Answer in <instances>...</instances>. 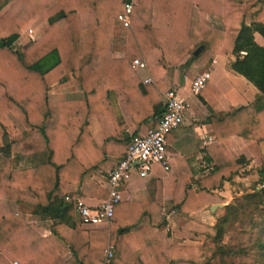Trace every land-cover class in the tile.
<instances>
[{
	"label": "trees",
	"instance_id": "1",
	"mask_svg": "<svg viewBox=\"0 0 264 264\" xmlns=\"http://www.w3.org/2000/svg\"><path fill=\"white\" fill-rule=\"evenodd\" d=\"M7 0H0V7ZM126 0H15L0 15V264H102L108 240L115 241L111 264H143L138 256L123 257L122 234L131 227L146 264H210L204 247L221 238L228 225L238 220L245 198L224 205L225 214L214 225L195 222V231L205 235L203 247L170 243L162 229L140 224L143 215L156 224L162 206L161 186L156 183L154 201L143 206L122 201L114 206L107 229H84L69 214L64 196L107 198L99 185L74 184L107 155L122 156L120 142L129 138L123 124L113 117L115 105L125 102L143 134L157 125L165 111L161 72L181 63L193 50L190 38L194 7L198 9V33L202 45L217 55H234L231 69L253 84L261 96L244 105H231L211 81L196 94L209 114L206 122L215 142L205 146L209 172L189 181L190 172L177 158L169 167L175 180L171 203L189 213L227 198L215 192L224 182L245 186L264 184V168L246 169L248 160L235 136L264 141V21L246 23V16L262 0H138L130 24L124 29V56H112L113 25ZM45 18L42 34L22 51L13 44L23 29ZM209 18L220 19L216 27ZM263 38V45L254 39ZM142 57L153 80L143 83L132 68ZM194 58V56H192ZM187 73V71H185ZM71 78L67 79V75ZM79 85L83 100L51 101V87ZM13 115L21 127L11 118ZM96 117L102 134L97 142L88 128ZM112 123V125H111ZM117 135V142L109 139ZM2 143V144H1ZM15 151L10 158L11 151ZM40 154L37 163L18 167V155ZM119 157V158H120ZM174 171V172H173ZM55 191L64 196L53 197ZM264 214V193L252 195ZM1 199L33 208L50 219V233L39 235L24 213L3 209ZM179 258V259H178Z\"/></svg>",
	"mask_w": 264,
	"mask_h": 264
},
{
	"label": "crops",
	"instance_id": "2",
	"mask_svg": "<svg viewBox=\"0 0 264 264\" xmlns=\"http://www.w3.org/2000/svg\"><path fill=\"white\" fill-rule=\"evenodd\" d=\"M14 1L15 0H7L3 3L0 7V15ZM198 20V9L194 7L190 29V38L193 44V50L178 65L170 66L168 69L163 70L160 77L165 83V88L161 90V94L164 90L172 88L176 91L178 97L184 100L187 104L183 123L167 135V155L169 167H172L175 164V160L177 158L185 160V164L182 169L185 172L191 173L192 176L189 177V181L191 183L206 175L211 169L212 165L205 159V154L202 150L205 146L215 142L216 140L210 124L206 122L209 112L206 106L199 101L196 93L191 90V82L194 78L203 72H208L209 81L214 83L229 104L234 106L253 102L261 96V93L253 84L231 69L230 64L235 60L234 55H217L205 46L197 55H193V51L202 45V41L199 38L198 33ZM209 20L216 27L223 26L220 19L209 18ZM45 21V18L40 16L37 20L23 29L21 35L13 44V48L18 51L24 50L32 40L37 39L42 34L41 28ZM252 21H264V3H259L247 14L246 23L249 24ZM254 39L259 45H263V38L259 33H254ZM24 43L25 45L22 46ZM14 45H16V47H14ZM124 49V29L115 21L112 35V56L115 58L123 57ZM192 56H194V58ZM138 58L142 59V57ZM132 68L135 70L143 83H156V80L151 78L147 68L134 66H132ZM185 71H187V73H185ZM70 78L71 74L67 75V79ZM48 98L51 101L83 100L85 95L79 85L61 87L54 84L48 93ZM10 116L21 127L20 122L13 115L10 114ZM113 117L119 124H123L125 126L122 133L129 139L127 141L120 142V144L123 145L124 150L135 133L147 128L145 125H141L138 130L136 129L129 110L123 101L116 103L113 111ZM88 128L91 133L96 135L97 142H100L104 138V135L109 136L113 133L112 130H108L105 134H102L100 124L96 117H90L88 119ZM113 135L114 136L109 139L110 143L117 142V135ZM235 140L248 160L246 169L259 167L253 163H255L260 155L264 154V141L258 142L254 139H246L238 136H235ZM15 153L16 152L12 150L9 155L10 158H13ZM40 157V154H35L32 157H28L27 155H18L16 164L18 167L30 166L37 163ZM119 157L120 156L107 155L105 161L99 163L95 169L86 172L81 180L74 184L75 192L79 191L82 184L89 186L99 185L108 192V174L117 163ZM156 183L161 186L162 206L158 212V217L162 223L156 224L149 218L148 215H143L140 220V224L147 223L150 226L164 230L170 240V243L174 246L191 245L203 247L205 235L195 231V222L214 225L227 201L224 204L219 203L222 206L214 210H210V206H205L199 210L189 213L177 211L171 203L175 180L170 177L169 171H165L160 164L155 163L153 164L150 173L145 177L139 176L136 171H132L130 173L128 179L124 181L120 187L119 202L135 201L143 206L150 205L154 201ZM245 185H248V183H245ZM236 188H239V185L224 182L220 189H215L214 191L218 192L225 198H228L231 191H234ZM62 196L64 195L60 191H55L53 193V197ZM76 198L84 204L90 206L97 205L104 200L86 196H77ZM76 198H72L73 200L71 201L66 200L64 196L65 201L70 205L68 214L72 218L78 220L79 215L74 209V199L76 200ZM1 205L3 209L7 211L24 213L29 225L39 235L46 236L50 233L51 220L42 218L34 212L33 208L24 207L22 204L6 199H1ZM29 214L34 216V224L29 221ZM81 227L84 229H107L108 222H101L94 225L81 224ZM135 229L136 227H131L122 234V239L125 245L122 256L128 257L131 252L138 256L143 264H146L142 256L140 246L134 235ZM111 242L115 245L114 240ZM203 249L205 251V247Z\"/></svg>",
	"mask_w": 264,
	"mask_h": 264
},
{
	"label": "built area",
	"instance_id": "3",
	"mask_svg": "<svg viewBox=\"0 0 264 264\" xmlns=\"http://www.w3.org/2000/svg\"><path fill=\"white\" fill-rule=\"evenodd\" d=\"M138 0H126L122 11L117 15L116 22L125 29L130 24V17ZM132 66L146 68L145 61L141 58L132 60ZM209 80V73L203 72L191 82V90L198 93ZM165 111L159 118L157 125L146 130L143 134L134 135L126 145L123 155L118 159L113 169L108 174V195L97 205H86L76 197L74 209L79 215L81 224L94 225L108 222L113 215L115 204L120 201V187L128 179L132 171L139 176H147L153 164L158 163L165 171L169 169L167 155V135L178 128L184 119L187 104L180 99L176 91L168 88L162 92ZM73 197L65 196L66 200ZM115 252V245L108 241L103 253L102 264H110Z\"/></svg>",
	"mask_w": 264,
	"mask_h": 264
},
{
	"label": "rangeland",
	"instance_id": "4",
	"mask_svg": "<svg viewBox=\"0 0 264 264\" xmlns=\"http://www.w3.org/2000/svg\"><path fill=\"white\" fill-rule=\"evenodd\" d=\"M253 164L264 168V154ZM262 192L264 184H248L231 191L225 205H236L242 197H249L245 198L242 211L238 210V220L228 225L221 238L214 242L210 240L205 247V254L211 256L210 264H264V214L259 211L262 205L255 203L256 197L252 198V195H260ZM224 214L223 209L219 217ZM29 221L35 223L31 214Z\"/></svg>",
	"mask_w": 264,
	"mask_h": 264
},
{
	"label": "water",
	"instance_id": "5",
	"mask_svg": "<svg viewBox=\"0 0 264 264\" xmlns=\"http://www.w3.org/2000/svg\"><path fill=\"white\" fill-rule=\"evenodd\" d=\"M203 45H201V46H199L198 48H196L194 51H193V55H197L202 49H203ZM222 205L221 204H219V203H216V204H212L210 207H209V209L210 210H214V209H216V208H219V207H221Z\"/></svg>",
	"mask_w": 264,
	"mask_h": 264
}]
</instances>
